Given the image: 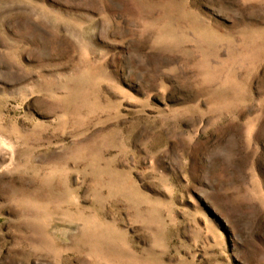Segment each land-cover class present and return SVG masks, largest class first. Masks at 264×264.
<instances>
[{
    "label": "rangeland",
    "instance_id": "rangeland-1",
    "mask_svg": "<svg viewBox=\"0 0 264 264\" xmlns=\"http://www.w3.org/2000/svg\"><path fill=\"white\" fill-rule=\"evenodd\" d=\"M0 264H264V0H0Z\"/></svg>",
    "mask_w": 264,
    "mask_h": 264
}]
</instances>
